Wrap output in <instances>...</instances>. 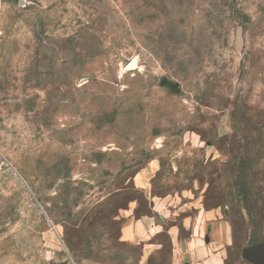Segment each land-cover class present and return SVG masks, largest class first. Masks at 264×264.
<instances>
[{"label":"rangeland","instance_id":"obj_1","mask_svg":"<svg viewBox=\"0 0 264 264\" xmlns=\"http://www.w3.org/2000/svg\"><path fill=\"white\" fill-rule=\"evenodd\" d=\"M262 242L264 0H0V264Z\"/></svg>","mask_w":264,"mask_h":264},{"label":"water","instance_id":"obj_2","mask_svg":"<svg viewBox=\"0 0 264 264\" xmlns=\"http://www.w3.org/2000/svg\"><path fill=\"white\" fill-rule=\"evenodd\" d=\"M133 66L134 63L131 64V67ZM24 183L27 185L26 182ZM243 255L247 260L254 264H264V242L251 247H246L243 251Z\"/></svg>","mask_w":264,"mask_h":264},{"label":"trees","instance_id":"obj_3","mask_svg":"<svg viewBox=\"0 0 264 264\" xmlns=\"http://www.w3.org/2000/svg\"><path fill=\"white\" fill-rule=\"evenodd\" d=\"M238 186L240 191H244V180L242 179V177L238 183Z\"/></svg>","mask_w":264,"mask_h":264}]
</instances>
